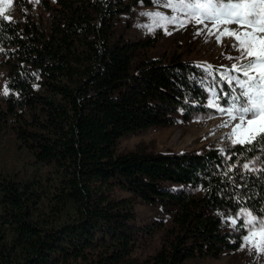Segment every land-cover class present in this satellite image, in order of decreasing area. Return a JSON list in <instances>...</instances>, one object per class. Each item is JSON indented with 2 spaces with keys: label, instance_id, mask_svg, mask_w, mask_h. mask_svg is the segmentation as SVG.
Segmentation results:
<instances>
[{
  "label": "trees",
  "instance_id": "obj_1",
  "mask_svg": "<svg viewBox=\"0 0 264 264\" xmlns=\"http://www.w3.org/2000/svg\"><path fill=\"white\" fill-rule=\"evenodd\" d=\"M15 1L28 7L20 18H0L9 92L0 95V133H11L49 175L45 185L0 174V264H186L235 250L245 229L225 218L241 208L264 216L259 144L115 152L122 136L206 112L207 72L220 81L223 103L233 88L222 69L151 56L148 35L116 33L121 0H35L37 11ZM250 162L256 171L243 168ZM113 187L170 220L159 250L141 263L131 258L141 228Z\"/></svg>",
  "mask_w": 264,
  "mask_h": 264
},
{
  "label": "rangeland",
  "instance_id": "obj_2",
  "mask_svg": "<svg viewBox=\"0 0 264 264\" xmlns=\"http://www.w3.org/2000/svg\"><path fill=\"white\" fill-rule=\"evenodd\" d=\"M142 1L121 0L126 6V10L119 13L115 20L116 33L122 34L129 39L142 38L148 35L155 42V47L148 51L151 56L162 55L165 57L174 53L199 65L210 64L214 67H219L222 69L220 76L224 74L238 75V73H229L228 71L233 63H237V61L229 59V57L239 55V52L232 47L235 42L232 38L225 36L218 43L215 35L209 36L207 34V29L197 35L198 30L204 28V26L195 23H190L186 27H175L173 25H167L166 28L157 27V22L153 18L141 15V13L161 12L165 15H172L173 13L163 7L162 4H158L157 0H149V5H143ZM27 4H30L37 11L38 6L35 0H27ZM27 7V5L23 6L12 0L5 14L10 19H17L20 18V9L24 11ZM227 27L235 29L237 26L233 24ZM213 31L216 32L215 29ZM166 32L170 34H166ZM218 34L219 32H216V35ZM207 75L210 77V86L207 88L206 106L208 110L206 112L197 114L188 120L178 119L170 125L149 127L137 133L122 136L115 143V152L125 153L134 150L180 152L202 150L210 147L220 149L230 147L232 144L228 134L237 121H229L226 113L208 106L212 96L211 89H215L216 95L218 90L220 92L223 89H221L219 80L212 79L211 73L207 72ZM4 76L5 66L0 55V95L4 92ZM224 82L228 84L226 81ZM229 86L231 88L236 87L234 84ZM223 92H221V95ZM228 93L238 94L239 89H236V93H232V91ZM229 103L230 97L224 96V102L220 103V106L228 107ZM225 123H227V126H224ZM47 170L48 166L32 160L26 148L17 144L11 133H0V174L16 172L24 179L37 178L40 179L42 184L47 185V181L43 180L49 175ZM41 189L47 188L46 186H41ZM110 194L115 199L127 198L130 201L134 213V222L141 228L136 235L135 247L131 252V258L139 263L149 259L162 245L164 229L169 227L170 220L161 209L142 202L128 191L113 187ZM261 218H264V216ZM156 219L160 220L159 224L158 222L154 223ZM151 223L156 225H151ZM147 227L152 228L151 234L144 232ZM246 234L247 230L245 229ZM244 236L240 245L233 251L223 252L214 259H193L185 263L264 264V254H258L254 249L250 252L248 247H241L244 242Z\"/></svg>",
  "mask_w": 264,
  "mask_h": 264
},
{
  "label": "snow or ice",
  "instance_id": "obj_3",
  "mask_svg": "<svg viewBox=\"0 0 264 264\" xmlns=\"http://www.w3.org/2000/svg\"><path fill=\"white\" fill-rule=\"evenodd\" d=\"M11 3L12 0H0V18L3 21H10L5 13ZM157 3L173 13H141L153 18L157 27H186L195 23L204 26L198 30L197 35L207 29V34L215 35L218 43L225 36L235 41L232 47L239 55L229 57L237 63H233L228 71L238 75L224 74L220 78L229 85L236 86L232 93H236L237 88L239 93L225 92L224 96L230 97V103L228 107H221L220 97L213 88L208 106L226 113L229 121H237L228 134L233 146L252 151L249 146L259 144L264 150V0H157ZM233 24L237 26L235 29L227 27ZM214 29L219 32L218 35ZM241 61L243 62L240 63ZM208 70L210 71V66ZM3 94H9L7 85ZM252 163L255 162L243 164V168L256 171L251 166ZM229 221L233 227L237 226L238 221H242L241 227L247 230L242 248L248 247L250 252L254 249L258 254H264V218L256 216L254 210L241 208L232 217L225 218L226 223Z\"/></svg>",
  "mask_w": 264,
  "mask_h": 264
}]
</instances>
